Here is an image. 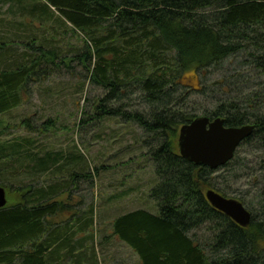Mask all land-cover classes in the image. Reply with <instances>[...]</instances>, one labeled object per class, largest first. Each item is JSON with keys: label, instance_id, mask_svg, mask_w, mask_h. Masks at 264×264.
<instances>
[{"label": "trees", "instance_id": "16d2710c", "mask_svg": "<svg viewBox=\"0 0 264 264\" xmlns=\"http://www.w3.org/2000/svg\"><path fill=\"white\" fill-rule=\"evenodd\" d=\"M0 3L27 20L13 23L26 31L22 38L0 33V117L28 101L34 86L51 75H74L77 60L104 93L90 110L80 108L76 127L104 130L107 123H121L141 133L135 142L158 180L148 192L154 211L118 214L113 237L130 246L141 264H264V0ZM34 22L47 28H34ZM69 29L80 35L83 51L67 57L55 33ZM19 42L24 51H9ZM83 88L79 82L76 92ZM197 116L254 129L230 161L209 169L178 153L179 127ZM55 122L36 128L25 117L17 125L24 136L0 138V185L7 195L0 208V264H65L62 253L72 258L73 245L83 248L89 239L74 241L73 232L89 229L92 217L81 225L70 212L71 222L58 221L71 207L58 197L80 179L92 183L106 168H91L75 144L67 153L40 147L35 138L54 132ZM6 129L0 122V134ZM241 148L259 153L250 161L254 166ZM239 170L256 180L253 194L231 189L228 181ZM208 189L239 200L251 214L249 224L241 227L214 209L205 198Z\"/></svg>", "mask_w": 264, "mask_h": 264}, {"label": "rangeland", "instance_id": "374dc122", "mask_svg": "<svg viewBox=\"0 0 264 264\" xmlns=\"http://www.w3.org/2000/svg\"><path fill=\"white\" fill-rule=\"evenodd\" d=\"M9 8V3H0V33L7 32L11 34V38L14 35L22 38L26 31L13 23L15 20L24 19L20 15L12 14L14 7ZM35 26L47 28L43 24L34 22V28ZM49 29H47V34L51 35ZM55 36L60 38L62 52L67 57L83 51L80 49L81 38L78 33L75 34L69 29L62 35L55 33ZM8 48L16 54L24 51L21 42L10 44ZM71 71L74 75L62 71L34 86V93L28 101L0 117V122L7 124V129L0 134V138L6 140L17 135L24 136V131L18 129L17 125L25 117H28L36 128L41 122L55 119L54 132L51 131L48 135L35 138L40 147L43 145V148L62 150L67 153L75 144L79 152L87 157L91 168L93 166L106 168L91 177L92 183L80 179L70 194L63 193L58 197V200L67 202L71 206L59 214L58 221L64 219L68 221L70 212L80 216L81 225H84L88 217L91 216L93 219L89 229L79 233L77 228L78 233L73 232L74 241L84 236H88L89 239L83 248H80L79 244L73 245L72 258L67 253H62L65 264H77L78 260L83 264H95V262L98 264H141L138 255L130 246L112 236L111 222L118 214L137 208L154 211V201L148 197V192L157 183V176L154 168H151V165L141 156L144 150L138 148L135 142L141 133L135 127L121 123H118L119 125L107 123L103 127L104 130L90 124L76 127L75 121L80 108L90 110L96 100L103 96L104 91L100 85L88 78L89 74L81 62L78 63L75 60ZM79 82L84 84L81 93L76 92ZM192 98L198 99L199 97L194 95ZM130 103L138 105V102ZM122 128H125L124 132L121 131ZM112 129L114 132L111 131ZM118 133L119 136L116 137ZM240 155L248 160L249 166H254L256 162L250 161H255L259 153L248 148H241ZM236 174L239 175L238 178L228 181L231 189L235 193L238 191L253 194L257 188L256 180L248 175L244 176L241 170ZM44 179L45 176H42L40 179L42 183ZM218 180L221 181L222 186L228 184L221 179ZM89 209H92L91 214L87 212ZM203 233L200 230L199 236Z\"/></svg>", "mask_w": 264, "mask_h": 264}, {"label": "water", "instance_id": "95a60500", "mask_svg": "<svg viewBox=\"0 0 264 264\" xmlns=\"http://www.w3.org/2000/svg\"><path fill=\"white\" fill-rule=\"evenodd\" d=\"M253 129V124L225 126L222 118L197 116L179 127L178 153L194 164L216 169L233 158L240 143ZM205 198L214 209L228 216L237 225L245 227L249 224L251 214L239 200L223 196L213 189L205 192ZM6 203V189L0 185V208Z\"/></svg>", "mask_w": 264, "mask_h": 264}]
</instances>
